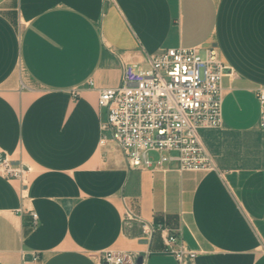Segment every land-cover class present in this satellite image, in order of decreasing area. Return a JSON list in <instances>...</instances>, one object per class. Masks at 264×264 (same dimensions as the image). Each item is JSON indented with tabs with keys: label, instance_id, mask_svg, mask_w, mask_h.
Masks as SVG:
<instances>
[{
	"label": "crops",
	"instance_id": "1",
	"mask_svg": "<svg viewBox=\"0 0 264 264\" xmlns=\"http://www.w3.org/2000/svg\"><path fill=\"white\" fill-rule=\"evenodd\" d=\"M210 45L228 66L222 125L201 131L216 169L129 167L99 90L120 84L121 59ZM261 85L264 0H0V154L29 167L26 185L0 173V264H98L107 249L180 264L143 223L180 230L193 264H264Z\"/></svg>",
	"mask_w": 264,
	"mask_h": 264
},
{
	"label": "built area",
	"instance_id": "2",
	"mask_svg": "<svg viewBox=\"0 0 264 264\" xmlns=\"http://www.w3.org/2000/svg\"><path fill=\"white\" fill-rule=\"evenodd\" d=\"M122 78L116 87L101 88L98 106L105 110L102 129L110 133L131 168L156 170L176 163L178 170L216 169L202 129L222 125L223 78L228 66L216 45L205 48L169 47L147 54L143 64L121 59ZM88 83L93 85V80ZM255 95L260 104L258 127L264 132V85ZM107 134L100 142L105 144ZM27 164L0 154V173L27 184ZM36 221L37 214L32 211ZM148 237L160 231L164 251L180 264H193L196 250L188 248L180 230L164 223H143ZM36 259L37 255H33ZM98 264H143L131 253L107 249Z\"/></svg>",
	"mask_w": 264,
	"mask_h": 264
},
{
	"label": "rangeland",
	"instance_id": "3",
	"mask_svg": "<svg viewBox=\"0 0 264 264\" xmlns=\"http://www.w3.org/2000/svg\"><path fill=\"white\" fill-rule=\"evenodd\" d=\"M14 159H18L19 161L23 162L24 164L27 163L26 159H22L21 157H18V156L15 157ZM122 209L124 211V215L126 217V221H129L130 219L134 218L133 213L130 211L129 207L124 202H122ZM123 251L131 253L133 256H135V258H138V262H139V258L141 256L140 254H138V253H136L135 251H132V250H123Z\"/></svg>",
	"mask_w": 264,
	"mask_h": 264
},
{
	"label": "water",
	"instance_id": "4",
	"mask_svg": "<svg viewBox=\"0 0 264 264\" xmlns=\"http://www.w3.org/2000/svg\"><path fill=\"white\" fill-rule=\"evenodd\" d=\"M4 156V154H2V157ZM139 262H141V257L139 258Z\"/></svg>",
	"mask_w": 264,
	"mask_h": 264
}]
</instances>
